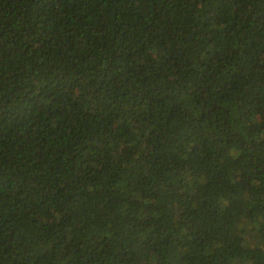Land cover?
Wrapping results in <instances>:
<instances>
[{
	"label": "trees",
	"instance_id": "16d2710c",
	"mask_svg": "<svg viewBox=\"0 0 264 264\" xmlns=\"http://www.w3.org/2000/svg\"><path fill=\"white\" fill-rule=\"evenodd\" d=\"M0 264H264V0H0Z\"/></svg>",
	"mask_w": 264,
	"mask_h": 264
}]
</instances>
